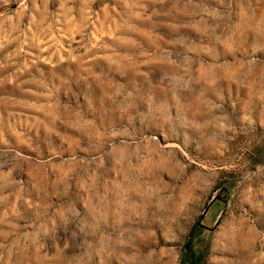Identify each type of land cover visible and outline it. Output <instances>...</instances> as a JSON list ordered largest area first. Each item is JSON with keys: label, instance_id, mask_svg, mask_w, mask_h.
<instances>
[{"label": "rangeland", "instance_id": "obj_1", "mask_svg": "<svg viewBox=\"0 0 264 264\" xmlns=\"http://www.w3.org/2000/svg\"><path fill=\"white\" fill-rule=\"evenodd\" d=\"M0 264H264V0H0Z\"/></svg>", "mask_w": 264, "mask_h": 264}]
</instances>
